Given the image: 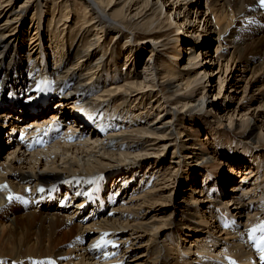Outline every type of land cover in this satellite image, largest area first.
<instances>
[{"label": "bare ground", "instance_id": "bare-ground-1", "mask_svg": "<svg viewBox=\"0 0 264 264\" xmlns=\"http://www.w3.org/2000/svg\"><path fill=\"white\" fill-rule=\"evenodd\" d=\"M154 1L156 2L152 3V0H58L54 1L52 6L46 7L43 4L38 6L39 0H24L19 10L16 11L10 8L14 0H0V108H13L0 114V154L5 152L7 146H13L16 141L18 143V146L7 151L9 153L6 159L2 158L4 155L0 156L2 158V164H0V225L2 226L1 232H3L0 233V264H75L71 259L74 251L68 249L67 246H72L74 249L83 247V241L80 236L82 221L74 223V218L89 215L87 217L89 219L93 216L92 212L97 213L104 208L99 205V203L101 205L105 203V198L100 195V191L106 187L109 172L126 171L121 172L123 174L143 168L145 172L149 170L152 174H156L152 177L156 179V184L152 189L144 188L136 198L127 201L126 196L130 192L128 187L132 182L130 180H136V185L138 183L141 187V179L146 178V173L143 177L131 174L132 177H128L129 180L121 177L120 182L123 183L115 184L114 191L118 193L124 189V196L120 203L123 206L114 208V212L117 213L115 218L114 216L112 218L101 216V220H98L99 218L92 217L91 220L99 221L93 225L100 227L103 232L98 234L97 238H93L87 248H84V255L78 257L81 260L78 264H147L149 259L152 260L151 264H169L168 256L162 257L163 251L168 253L172 251L174 255H178V252L180 254V248L186 242L183 237L192 238V231L202 234L206 232L208 236L212 234L216 237L219 234V228L223 225L222 222H225V225L221 229L230 230L232 226L235 230L234 234L227 231L225 235L237 236L235 240H241L240 243H242L238 247L231 248L229 253L233 259L243 261L246 253L255 257L256 252L261 253L263 250L264 215L258 218V213H254L252 216V212L257 211L254 208V204H257L253 201L256 197L254 191L259 189L264 194L259 170L253 169L250 164L245 173L242 170L234 171L239 160L237 159L235 162L231 160L232 166L225 174V170L219 168V165L222 151L226 149L213 142L214 138H221V136L212 132V129L203 128L201 119L196 117L199 113L194 114L198 108L201 112L215 106L207 97L208 91L205 89L213 88V86L204 87L202 81L208 76L211 78L215 75V71L212 72L208 66L212 62V65L216 64L218 59L205 53L206 58L212 59L210 63L207 61L205 66L201 64L199 68L195 67L202 54L199 52L198 58L196 51L210 49V45L190 43L191 48H184L183 55H180L176 53L175 48L180 43H185L186 36L175 38L177 42L175 47H168L169 34L174 27L173 16L176 27L179 26V29L185 27L188 34L197 36L198 26L192 21L191 16L193 13L202 15L206 7L199 0ZM206 1L209 5L207 11L211 12V8H214L211 14L215 15L213 20H216V25L219 27L217 30L221 37L220 43L226 45L227 51H222V53L227 52L231 55L226 67L229 69L231 64L236 65L237 63L239 67H243L234 71L232 66L229 75V78L232 77L229 79L232 92L231 98L229 96L228 98L234 99L232 94L236 92L239 84L238 76L241 77V73L250 70L252 71L250 83L256 77L259 78L255 84L259 87L258 93L260 92L264 98V7L261 6V0ZM77 3L84 8V16L78 17V20L82 21V28L78 31L74 42H70L74 34L70 24H74L72 16H77L75 12ZM116 6L122 7L120 10H115ZM218 8L219 10H216ZM33 9V13H28ZM183 10L184 16H182ZM134 11L135 14L132 16ZM47 16H50L49 19ZM27 20H31L30 31L31 29L34 31L33 41L26 50L25 60L21 59L19 66L16 67L13 58L18 55L23 41L17 40L18 38L10 39L14 34L24 32V22H28ZM211 20L208 17L205 18L204 27L207 25L205 33L209 35L215 32L210 26ZM44 21L48 23L45 28L43 27ZM14 24L17 26L14 27ZM138 28L145 30L152 37L146 42H154L153 48L150 49V56L143 66L140 65V55L150 46L148 43L135 46L134 42L139 38L135 34ZM111 34L114 35V40L125 39L123 52L127 68L125 67L126 71L123 73L118 69L122 60V52L119 54L114 48L116 53L111 51L112 53L107 55L104 51L106 42L104 37ZM227 38L233 40L230 41ZM40 49L42 50L39 51ZM188 49L190 52L187 51ZM166 50L175 52V58L183 61L181 66L177 60L173 64L163 61L162 67L158 65L160 53ZM217 58L221 60L222 56ZM178 64L180 69L175 73L173 71H176L175 67H178ZM222 67L223 65H220L219 68ZM15 69H17L16 72L12 73L11 70ZM202 74L205 76H201ZM218 75L221 76V73ZM53 77H56L57 81L53 80L49 81L48 85L44 84L43 79L46 78L47 81L48 78L50 80ZM101 86L103 88L94 95L93 92ZM47 87L51 94L47 103L37 104L43 99V96L39 94ZM235 87L236 89L233 90ZM220 94L221 92L215 96ZM253 100L254 98L250 99V101ZM115 102L120 103L119 113H116L117 110L110 109ZM81 103L89 106V110L93 109L92 115L99 111L96 121L92 123L93 116L87 113L89 110L84 112L79 109L82 106ZM28 106H32L35 112L30 113ZM242 107L241 110H244L245 107ZM157 109L160 111L159 117L157 116L149 123V118ZM248 110L247 114H241L240 119H238L239 115L236 116L237 110H235L234 113L228 115V120L232 121L230 124L236 129L246 125L240 144L247 147L254 146L252 150H264V105L253 110L249 105ZM223 112L227 111L223 110ZM252 116L260 122L261 134H256L258 128L255 124L252 125L254 122ZM246 117L247 122L243 120ZM185 118L189 120V127L180 123V119ZM221 118L223 119L224 116ZM238 121L241 122L237 123ZM7 122L13 123L11 125L12 134H15L19 127L29 128L30 124L39 123L40 128L45 129L50 125H71L74 122V125H77V131L80 130L79 135L87 137L83 142L74 144L62 139L49 148L41 149L44 145V138L40 137L37 140L38 143H32L31 147L27 148L29 144L23 141V136L18 138V134L15 138H11L10 135L9 143L4 144L1 136L6 126L1 124L6 125ZM68 127L69 130L65 132V137H68L67 133H74L71 131L72 126ZM204 129L212 135H207L205 139H202L201 130ZM183 134H187V137L193 140V142L190 141L191 148L199 152L203 164L208 167L206 173L209 175H206L205 181L207 183L209 180V188L208 190L200 188V197L201 192L202 196L204 192H207L204 200L194 196L195 207L188 205V202L183 205L170 201L171 214L166 220L161 219L157 224L159 226H156L154 224L158 221L156 215L165 213L166 210L163 207L170 205L156 203L158 196L160 198L161 194L171 189L170 186L177 178L176 173L169 170L177 172V167L190 166L192 170L190 174L205 171V169L197 168L200 165L197 161L188 162L191 156L184 154L185 145L178 143V136ZM166 137H172L174 143L162 142ZM75 140L76 138L71 141ZM170 150H172V157L176 158L173 162L176 166H170L166 170L161 161ZM152 156L157 157L158 160ZM192 158H197V156ZM224 166L228 167L226 164ZM109 167L111 169H107ZM104 169L107 170L102 173ZM241 172H243L239 180L241 183L233 190L235 194L225 191L221 193L228 182L234 183L232 173L236 175ZM199 176L205 175L200 173ZM190 177L192 189L198 186L199 177L197 173ZM60 182L64 184L61 189L63 194H73L74 198H77L78 208L67 209L59 204L40 203L41 198L48 197L50 194L49 186L58 185ZM176 182L179 183L178 179ZM166 183L171 184L166 186ZM251 183L255 187L246 188V185ZM94 186H96V194L91 192ZM138 186L131 190L135 192ZM214 186L216 188L212 189L213 193H210ZM55 192L58 195L57 190ZM59 194L61 199L64 198L61 192ZM90 195L94 202L92 210H86V208L83 211L79 210L80 206L87 204L86 200ZM108 197L109 200H113L112 193ZM96 201L97 205H95ZM204 203H208L207 211L209 210L205 217L202 213L206 211L202 212L199 208L202 207L201 209L204 210L206 208ZM221 206L229 208L239 218L242 216L244 218L246 215L247 225L244 224L243 229L233 224L228 227L230 223L225 220L224 216L226 210ZM263 207L261 205V208ZM178 212L182 213L185 220L172 218V215L176 216ZM152 213L156 215L152 216V221H149L148 217ZM198 216L202 221L196 225L194 221L198 220ZM215 218L218 221L215 222ZM152 222L153 225H151ZM204 225H208L209 228L206 229ZM251 227L255 228L249 229ZM167 229L171 231V234L166 235L164 231ZM149 232H154V235L149 237L146 244H142L149 236ZM86 233L87 230L84 235ZM156 235H159L158 240L164 241L163 246L158 245L157 249L151 245L153 241L155 242ZM247 236L254 245L248 244ZM72 240H76L78 245L69 244ZM196 240L194 242H200ZM165 245L169 247V250ZM191 247L194 248L193 242H191L190 249L186 251L190 252Z\"/></svg>", "mask_w": 264, "mask_h": 264}, {"label": "rangeland", "instance_id": "rangeland-1", "mask_svg": "<svg viewBox=\"0 0 264 264\" xmlns=\"http://www.w3.org/2000/svg\"><path fill=\"white\" fill-rule=\"evenodd\" d=\"M54 1H58V0H39L38 6L40 4L46 5V7L52 6ZM177 1L178 0H176V2ZM187 1H190V0H187ZM199 1L206 8H204V10H203V12H204L203 14L204 15L203 14L202 15H200V14L197 15L196 13H193L192 16H191L192 17L191 18L192 21L196 22V26H198L197 36H195L194 34H188L187 30L185 29V27L181 28V29H179V26L176 27V25H175L176 24L175 17L173 16V20L172 21L174 22V27H173V30L171 31V33L169 34L170 41H168L169 42V46L168 47L169 48L175 47V43H177L175 38H177V37H185V36H186L185 43H180L175 48L176 49V53H178L180 55H183V52L185 50L184 48H187V47L189 49L191 48V46H190L191 44L190 43H196V45H197V43H198V45H199V43L200 44L201 43L202 44L206 43V44L210 45V47H209L210 49L197 50L196 51V56L198 58H199V54H200L199 52H202V54L200 55V58L198 59V63H197V65L195 67L199 68L201 66V64L203 66H205L207 61L210 63V61L212 59L206 58L205 53H208L207 55H210V56L212 55V58H214L216 60L218 59L216 61V64L212 65V63H213L212 62L210 64V66H208V67L211 68L212 72L215 71V75L212 76L211 78H209L210 76H208V77H206V79H204V81H202V85L204 87H206L207 85H212L213 86V88H211V87L209 88L208 87V88H205V89L208 91L207 97L210 98V101L212 100V102H213V104H215V106L213 107L214 109L213 108H208V109H204V111H201V112H199L200 108H198V110H196L194 112V114L199 113V114H197L196 117L201 119V122L203 123L202 126H204L203 128L206 127L209 130L212 129V132L218 133L221 136V138H214V140H213L215 145H220V146L224 147V149H226L225 151H222V156H221V161H220L221 164L219 165V168H223V170H225L224 173L226 174V172L229 171L228 168H230L232 166L231 160L232 161L234 160V162H235V161H237V159H239L238 162H237V166H235L236 169L234 168V171L242 170L245 173L246 169L251 164L253 169H258L259 170L260 179H262L261 181H263L262 189L264 190V150H260V149L252 150V148L254 146H248L247 147V146H245L243 144H240V142L242 141V138H241L242 132L245 130L246 125L243 128L240 127L238 129H236L235 127L233 128L232 125L230 124V122H232V121L228 120V115L234 113L235 110H237L236 116L239 115L238 119H240L242 113L243 114H247L248 111L250 110V109L248 110L249 105L252 106V110L254 108H260V107H262L264 105V98H263V96H261L260 92L258 93V88L259 87H257L256 84H255V81L257 79L259 80V78L256 77V79L252 83H250V78H251V74H252L251 72L252 71L250 70V71H245V72L241 73V77L243 75V78L241 79V77L238 76V79H239L238 83L239 84L237 86V89H236V87L233 89V90L236 89V92L234 94H232V95H234V99H232V100L229 99V98H231L230 95H231V92H232L231 86L229 85V82H230L229 79L232 78L231 76L229 78L232 66H233L234 71L236 69H240V68H243V67H239V63H237L236 65L231 64V68H229V69L226 67L227 62H229L230 59H231V55H230V53H227V52L225 54L222 53V51H227V50L225 49L226 45L220 43L221 42V37H219L218 30H217V29H219V27H217V25H216V20H213L215 15L211 14L212 11H214V8H211V12H209V11H207V8L209 7V5H207V1L206 0H199ZM23 2H24V0H14L12 6L10 8L11 9H15L16 11H18L19 7L23 4ZM77 2H79V1H77ZM155 2L156 1L152 0V3H155ZM121 7L122 6H116L115 10H120ZM168 7H169V4H168ZM216 10H219V8L216 9ZM30 12L33 13L34 9L28 11V13H30ZM75 12H76L77 16H74V17L72 16V20H73L74 24H70V26H72V30L74 31V34L70 38V40H72V41H70V42H74V40L77 37L78 31L82 28L81 27L82 21L78 20V17L79 16L80 17L84 16V8H83V6L81 4H79V3H77V6L75 8ZM182 12H183L182 16H184V10ZM134 14H135V11L132 12V16ZM30 17H31V15L29 14V18ZM49 17L50 16H47L48 19H49ZM207 17L210 20L212 19L211 20L212 23L210 24V26L212 27L213 31H215L211 35L205 33V29H206L207 25L205 27H204V25H205V18L207 19ZM196 18H198V19H196ZM90 20L92 21V18ZM27 21L28 22L25 21L26 23L24 22V32H22L21 34H18V35L14 34V36L10 39V40H14V39L18 38L17 40L23 41V43L20 46V50L18 51V55H16V58H13V61L15 62L16 67L19 66V64L21 62V59L25 60V57L27 55V51L26 50L29 49V46L31 45V42L33 41L32 38L34 36V31L32 29L30 31L31 20H27ZM47 25H48V23L44 21L43 27L45 28V26H47ZM15 26H17V24H14V27ZM46 30H47V28H46ZM135 34H137L139 36V38H137L135 40V42H134L136 44L135 46L138 47L139 44H141V43H142V45H147V43H148V45L150 46V48H148L147 50L142 51L141 55L139 54L140 55V65L143 66V63H145V60H147L148 57L150 56V49H151V47L153 48L154 42H152V41L151 42H146L147 40H150L152 37L149 36L145 30H141L140 28H138L136 30ZM47 35H48V32H47ZM104 38H106L104 51H105V53H107V55L111 54L112 52H115L114 48H116L117 53L120 54L122 52V60H121V62L119 64L118 69H120V71L122 73L125 72L126 71L125 67L127 68V66H125V61H124L125 53L123 52L124 48H125V44H124L125 39L122 40V41L121 40H114V35H112V34L108 35L107 37H104ZM227 40L231 41L233 39L227 38ZM48 41H49V39H48ZM168 42H167V44H168ZM189 49L187 50L188 52H190ZM41 50L42 49H40L39 51H41ZM220 56H222L221 60H220V58H217V57H220ZM176 60L179 61V64L181 66L183 61H180L179 59L175 58V52L171 51V50H166L165 52H161L160 53L158 65L160 67H162L163 66V61L172 62V64H173V62H176ZM179 64H178V67H175L176 71L174 70L173 72H175V73L178 72V70L180 69L179 68ZM220 65H223V67L219 68ZM187 69H188V66H187ZM16 70L17 69L11 70V72L15 73ZM219 73H221V76L218 75ZM236 74H238V72H236ZM201 76H205V75L202 74ZM215 76H217V77H215ZM219 77H221V80H219ZM43 80H45L44 84L48 85L49 81L50 82H52L53 80L57 81V78L53 77V78H50V80L48 78L47 81H46V78H45ZM206 81H209L210 83H205ZM102 88H103V86H101L100 89L94 91L93 92L94 95L99 93V91ZM246 88H247V90H246ZM9 91H7V92H9ZM220 92H221V94L216 97L215 95L220 93ZM228 96H229V98H228ZM252 98H254V100L250 101V99H252ZM80 105H82V106L79 109L84 110V112H85V110H89V106H86L83 103H81ZM221 106H222L223 109L221 108ZM229 106H230V108H229ZM242 106L245 107L244 110L243 109L241 110ZM124 108L127 109L128 107H124ZM220 108H221V110L217 111ZM227 108H229V110H227ZM8 109L11 110L13 108H0V114L4 113L6 110L8 112ZM110 109L112 111L113 110H117L116 113H119V111L121 109L120 103L119 102L113 103L112 106L110 107ZM158 110L159 109H157L156 112H154V114L149 118V120H148L149 123L152 120H154L160 114V111H158ZM223 110H226L227 112H223ZM126 111L127 110H125V112ZM78 112H81V111H78ZM92 112H93V109L89 110L87 113H89L90 116H91ZM98 112H96L97 114L94 113L92 115L94 117V118L92 117V119H93L92 123L94 121H96L95 119L98 116ZM251 112L252 111H250V113ZM221 116H224V118L222 119ZM244 119L247 122L248 118L246 117V118H243V120ZM252 119H254L253 120L254 122H252V125L255 124V126L258 128L256 130V134H261V129H260L261 124H260V122H257L256 117L252 116ZM180 121H181L180 123L183 126L189 127V124H188L189 120L187 118H185L183 120L180 119ZM236 121L237 120H235V122ZM29 122L30 121H28V123ZM240 122L241 121H238L237 123H240ZM12 124H13L12 122H9V123L7 122L6 125H5V123L1 124L2 126H7V127L4 128L5 131L3 130L4 131L3 136H1V140H2V142L4 144H6L5 141H7V132H9V130L11 129V125ZM63 126H67V124H65ZM221 127H222V129H221ZM224 127H226V128H224ZM201 131H202L201 132V136H202L201 138L202 139H205V137L207 135H209V136L212 135L211 132L208 133L207 130L205 131V129L201 130ZM62 134L64 135L65 132H63ZM12 137L13 136L11 135V138ZM178 138H179L178 139V143H180L182 145H185L183 153L184 154H189L191 156V158L188 159V162L197 161L198 163H200V165H198L197 168L198 169H205V171L204 170H202V171L200 170L201 172H197L196 171V173H197V175L199 177V179L197 180V181H199L198 182V186L193 187L191 189L190 186H193V185H192V181H190L191 180L190 176H193L196 173L195 174H190L192 172V170H190V166L189 167H185L184 166V167H180V168L177 167V172H175L174 170H169V171H171L174 174L176 173V175H177L176 181L178 179L179 183H177L176 181H173L172 185L170 186L172 188L171 189L169 188L166 191V193L161 194L160 198L158 196V200H157L158 202H156V203H161V204L162 203H168L170 205L166 206V207H163L166 210L165 213H159V215H156L155 213L150 214V217H148L149 221H152V218H153L152 216L156 215V217L158 218V221L154 223L156 226H159L157 224L159 223V221L161 219L166 220L167 216H169V214H171V211H172L171 207L172 206H171V202L170 201H172L173 203L177 202V203L183 204V205L186 202H188L189 203L188 205H192V207H195V205L193 203V201H195L193 199L194 196L198 199L200 197V194H199L200 191H201L200 188L205 189V190H208V188H209L208 187L209 180L207 181V183L205 181L206 180V175H209L208 173H206V170L208 169V167L203 164L202 157L199 154V152L196 151L194 148H191L192 147V145H191L192 143L190 141L193 142V140H190V138L187 137V134L180 135V136H178ZM162 142L167 143V144H173L174 143L172 137H166V138H164L162 140ZM225 142L227 144H225ZM16 145L18 146L17 141L13 144V146H7L5 152L0 154V156L4 155V157H2V158L6 159L8 153H9V152L7 153V151L9 149L15 148ZM215 147H217V146H215ZM258 153H259V155H258ZM219 154H221V153H219ZM239 155L241 157H239ZM195 156H197V158H192V157H195ZM163 157L164 158L161 161V164L164 167V169L167 170V169H169L170 166H176L175 164H173V162L176 160V158L172 157V150L168 151ZM152 158L158 160L157 157H155V156H152ZM250 159H252V161H250ZM127 163H129V162H127ZM0 164H2V161L0 162ZM225 164L228 165L227 168H225V166H224ZM122 167H123V165H122ZM103 168H105V167H103ZM146 168H148V167H146ZM107 169H111V168L109 167ZM107 169H104V171H102V173H105V171ZM112 169H117V168H112ZM121 172H126V171H124V170L123 171H118V173H117V171H113V172H109V174L107 175L108 177H107L106 183H105L106 187L103 188L104 191H102V194L104 196H107V195L109 196L111 194V192L112 193L114 192L112 194L114 203L108 202V204L103 203L102 205L99 203V205L101 207H104L106 205V209L102 213H100V215L96 216L97 218H99L98 220H101L100 219L101 216H106V218H112L114 216L113 218H115L116 215H117V213L114 212L115 209L116 208H120L121 206H123V204H120V203H122L121 198H123V196H124L123 195V190L124 189L122 191L118 192V193H116L114 191V189L116 187L115 184L117 185V184H120V183L122 184L123 183V182H120V179H121L122 176L128 179V177H130V178L132 177L131 174L140 175L141 177H143V175L146 173V178H142L141 179V181H142V183H140L141 187H139L140 185L138 186V183L136 185V183H135L136 180H132V179L130 180L132 182L129 184V187H128L130 192H129V195L126 196V200L127 201H129V199L136 198L137 195L141 194V192L144 190V188L145 189H147V188L152 189L153 186L156 184L155 183L156 179L152 178L156 174L155 173L152 174L151 173L152 171H149V170L145 172L144 168L136 170L134 172H130V173L128 172V173L121 174ZM243 172H241L239 174H236V175H235V173H232V174H234V176L232 175L234 177V183L233 182H228L226 184L225 189L221 190V193L225 191V192H228L230 194H233V193L235 194V192H233V190H234L236 185L241 183L239 180L242 177V173ZM106 173H108V172H106ZM200 173H201V175L203 173V175H205V176H199ZM236 176H238V177H236ZM117 180H118V182H117ZM168 184L170 185L171 183H166V186H168ZM135 186H138V187H137V190L134 192L133 188ZM216 186H219V185L216 184ZM216 186L211 188V192L210 193H213L212 189L216 188ZM173 187H175L174 190H173ZM254 187L255 186H253L252 183L246 185V188H248V189H252ZM131 188L133 190H131ZM197 191H198V193H197ZM94 192L96 193V190H94ZM254 192H256L255 193L256 197L253 199V201L255 203H257V204H254V206H255L254 208L257 211L256 212L255 211L252 212V216H254V213H258V218H259V216L262 217V215H264V207L261 208V205L264 206V194H262V191H260L259 189H257ZM254 192L252 191V194H254ZM206 193L207 192H204L203 196H202V192H201V197H200L201 200L205 199L204 196L206 195ZM62 194H63V192L61 191V195ZM208 203L207 204L204 203L205 207H206L204 210L201 209L202 207H199L200 210H202V212L206 211V212L202 213L203 217L207 216L206 213H209V210L207 211ZM54 207L57 208V206H54ZM221 207L226 210L225 211L226 213L224 215L226 219L225 218L224 219L228 220L229 222L228 221L227 222L230 223V225L233 224V226L239 227L240 229H243L244 224L247 223L246 222L247 219H248L247 216L244 215V218H243V216L239 218L238 216H235L236 214L233 213L232 210H230L229 208L226 209V207H223V206H221ZM196 211H198V210L196 209ZM88 214H90V213H88ZM69 215H71V212H69ZM82 215H84V214L82 213ZM197 215H200V214H197ZM87 217H89V215ZM87 217L77 218V216H76L74 218V221H73L74 223H80L82 221V223H80L82 225V228H81L82 232H80V234H81L80 236L82 238L81 240L83 241V244H82L83 247H79V248L74 249V247H72V246H67V247H69L68 249L74 251V254H73L71 259L74 261L75 264H78V262L80 263L81 260L78 257L84 255V252H83L84 248H87V246L90 245L91 240L93 238H97V235L103 232L100 229V227H98L97 225H93V224H95V222H99L98 220L94 221V220H91L92 218L88 219ZM172 218L181 219V218H183V215H182L181 212H178L176 216L172 215ZM216 220L218 221V219L215 218V222H216ZM201 221H202V219L199 218V216H198V220L194 221V223H196V225H199L201 223ZM221 224H223L222 227H224L225 222L224 223L222 222ZM255 224L257 225V223H255ZM151 225H153V222L151 223ZM216 226H217V224H216ZM202 227H203V224H202ZM204 227H206V229L209 228L208 225L207 226L204 225ZM222 227L219 228V231H218L219 234H217L218 236H216V237H213L212 234H210L208 236L206 234L205 230H204V232H205L204 234L192 231L193 232V237L192 238L187 239V237H185V236L183 237V240L185 238L186 242H185L184 246H182V248H180V254L178 252V255H174V252H172V251H170L169 253L163 251L162 257L168 256V261L167 262L169 264H210V263L211 264L212 263L213 264H240V263H242V264L243 263L244 264H252L253 263L252 262L253 258L256 259V263L255 264H264V260H262L261 259V255H258V254H256V257H254V255H250V254L246 253V255L244 254L245 256L243 257V259H245V260H243V261H237V260L233 259L229 252L231 251V248L238 247V245H241L242 244V243H240L241 240H235L236 239L235 237H237V236L234 237V235H232V236L231 235H225V233H227V231L231 232L232 234L235 233V230L233 229L232 226H231L230 230L228 228L227 229H221ZM255 227H251L249 229H254ZM1 230H2V226L0 225V233H3V232H1ZM86 230H87V233L84 235ZM164 232L166 233V235L171 234V231L168 230V229L165 230ZM148 235L149 236L143 241L142 244H146L147 241L150 239L149 237L154 235V232H149ZM159 235H156L155 236V242L153 241L151 243L152 247H154L156 249H157L158 245H160V247H161L164 244L163 240H158L157 239L159 237ZM195 239H197L196 241L200 240V242H198V243L194 242ZM201 240H203V241H201ZM248 240H249L248 243H250L251 239H248ZM191 242H193L194 248L191 247L190 252H188L186 250L191 246ZM69 244L76 245V246L78 245L76 240H72ZM165 246L167 247V245H165ZM202 247L203 248L206 247L205 250H204L205 252L203 251ZM168 248L169 247H167V250H169ZM184 251H186L187 254ZM263 251H264V248L261 251V253ZM191 252H192V254H189ZM193 252H194V254H193ZM226 252H227V254H226ZM77 259H79V260H77ZM246 259H247V261H246ZM67 262H69V260ZM245 262H247V263H245ZM151 263H152V260L149 259L147 264H151Z\"/></svg>", "mask_w": 264, "mask_h": 264}, {"label": "snow or ice", "instance_id": "snow-or-ice-1", "mask_svg": "<svg viewBox=\"0 0 264 264\" xmlns=\"http://www.w3.org/2000/svg\"><path fill=\"white\" fill-rule=\"evenodd\" d=\"M261 6L264 7V0H261Z\"/></svg>", "mask_w": 264, "mask_h": 264}]
</instances>
